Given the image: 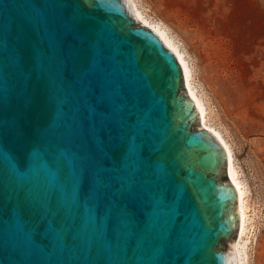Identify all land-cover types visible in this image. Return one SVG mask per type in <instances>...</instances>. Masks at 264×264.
Segmentation results:
<instances>
[{"label": "water", "instance_id": "obj_1", "mask_svg": "<svg viewBox=\"0 0 264 264\" xmlns=\"http://www.w3.org/2000/svg\"><path fill=\"white\" fill-rule=\"evenodd\" d=\"M227 165L121 0H0V264H236Z\"/></svg>", "mask_w": 264, "mask_h": 264}, {"label": "rangeland", "instance_id": "obj_2", "mask_svg": "<svg viewBox=\"0 0 264 264\" xmlns=\"http://www.w3.org/2000/svg\"><path fill=\"white\" fill-rule=\"evenodd\" d=\"M134 1L185 52L207 122L247 188L244 264H264V0Z\"/></svg>", "mask_w": 264, "mask_h": 264}, {"label": "bare ground", "instance_id": "obj_3", "mask_svg": "<svg viewBox=\"0 0 264 264\" xmlns=\"http://www.w3.org/2000/svg\"><path fill=\"white\" fill-rule=\"evenodd\" d=\"M125 8L129 11L132 18L137 25H141L151 29L157 36L161 39L164 46L171 50L176 56L177 60L180 62L185 86L189 93V96L196 108L198 113L200 125L208 132L213 134V136L220 142L224 148L227 158V173L228 177L234 186L237 192V204H238V215H239V224L238 231L234 242L235 254H236V264H244L246 259V243L247 239L244 237L246 232V219H247V188L244 182L240 179V173L235 162V156L232 151L230 144L223 137L222 133L215 126L207 122L206 119V108L202 98L196 93V87L192 79V70L186 58L184 50L181 48L180 44L176 41L174 36L170 34L164 24L152 20L149 16L143 13L136 5L134 0H121Z\"/></svg>", "mask_w": 264, "mask_h": 264}]
</instances>
